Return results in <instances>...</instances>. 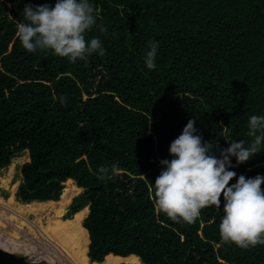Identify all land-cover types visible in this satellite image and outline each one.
Masks as SVG:
<instances>
[{
    "label": "trees",
    "instance_id": "obj_1",
    "mask_svg": "<svg viewBox=\"0 0 264 264\" xmlns=\"http://www.w3.org/2000/svg\"><path fill=\"white\" fill-rule=\"evenodd\" d=\"M92 2L97 24L86 39L98 37L104 53L72 64L28 53L16 36L26 4L55 0H0V170L30 154L17 193L19 160L8 166L10 196L0 201L14 208L5 205L8 217L59 204L46 245L16 228L7 237L35 264H86L87 255L93 264H264V245L221 240L220 209L175 222L156 207L153 186L189 119L216 155L231 139L251 141L249 117L264 115V0ZM150 40L160 45L153 70L143 64ZM113 164L100 179L98 167ZM233 170L264 175V153Z\"/></svg>",
    "mask_w": 264,
    "mask_h": 264
},
{
    "label": "clouds",
    "instance_id": "obj_2",
    "mask_svg": "<svg viewBox=\"0 0 264 264\" xmlns=\"http://www.w3.org/2000/svg\"><path fill=\"white\" fill-rule=\"evenodd\" d=\"M22 12L24 21L17 23L16 36L28 53L50 51L72 64L87 61L94 53H104L98 37L86 39L97 24L92 0H55L54 5L35 6L29 3ZM159 47L155 40L146 45L143 64L148 70L156 67ZM59 101L63 105L67 97L61 95ZM195 123V118L188 120L168 148L170 158L159 162L161 171L153 183L156 207L175 222L191 224L201 209L215 206L223 212L219 224L223 242L242 249L264 245V175L237 176L233 170L264 153V115L249 117L250 142L231 139L219 155L215 154L217 145L204 141ZM117 171L118 166L113 164L98 167L97 174L100 179H108Z\"/></svg>",
    "mask_w": 264,
    "mask_h": 264
},
{
    "label": "rangeland",
    "instance_id": "obj_3",
    "mask_svg": "<svg viewBox=\"0 0 264 264\" xmlns=\"http://www.w3.org/2000/svg\"><path fill=\"white\" fill-rule=\"evenodd\" d=\"M16 158L19 161H17V164L15 165V170L13 171V174L11 175V185L17 184L16 185L17 186L16 193H17L19 185H20L21 180H22L21 168L25 163L30 161V154L28 151H23L18 156L14 157L13 159H16ZM13 159H12L11 163L13 162ZM11 163L9 165H11ZM8 166L3 168L2 170H0V198L3 200H8V198L10 196V191L6 190L2 186V180L10 178V170L8 169ZM76 185L78 186L77 183H76ZM83 191H84V189L82 188L81 192L79 194H77L76 196H74L73 199L75 197L79 196L80 194H82ZM16 199H17V197H16ZM73 199H72L71 203L68 205V207L66 208V212H65L63 218L67 217V213L69 211L70 205L73 202ZM17 201H18V199H17ZM18 202L22 203L20 201H18ZM6 203L9 204V202H7V201L6 202L0 201V204L3 205V206H0L1 216H6V214L8 213L9 209L6 206H8L12 210L14 209ZM12 213H14V214L19 213V214H17L18 217H22V218L24 217L23 213L21 214L20 211H12ZM24 213H27V212H24ZM32 219H34L35 221H38V224H34ZM56 221H57V216H56L55 212L51 213V210H48V213L44 212L43 214H40L39 217H37V219H35V216H32V218L29 217V219L24 221L23 226L10 224L6 220H4L0 217V243L3 244V246L5 247L6 250L11 249V251H13V252H15V251L21 252L20 247L16 246V244H15V243H17V241L15 239L7 237L10 234L8 229L16 228L20 232L23 231L22 233L24 235L23 236L24 238H31V240H34L37 238V239H40V241H43V244L46 245L44 240H47L49 237H51L54 233H56V231L58 229ZM32 226H34V233H32L33 235H31L28 232L30 227H32ZM11 235H13V234H11ZM36 242L38 243V241H36ZM22 245L25 246V243L22 242ZM44 257H46L45 254H44ZM87 258H88V256H87ZM86 264H93V263L91 262L90 259H87Z\"/></svg>",
    "mask_w": 264,
    "mask_h": 264
},
{
    "label": "water",
    "instance_id": "obj_4",
    "mask_svg": "<svg viewBox=\"0 0 264 264\" xmlns=\"http://www.w3.org/2000/svg\"><path fill=\"white\" fill-rule=\"evenodd\" d=\"M0 264H35L32 258L22 252H13L0 247ZM41 264H49L42 261Z\"/></svg>",
    "mask_w": 264,
    "mask_h": 264
},
{
    "label": "bare ground",
    "instance_id": "obj_5",
    "mask_svg": "<svg viewBox=\"0 0 264 264\" xmlns=\"http://www.w3.org/2000/svg\"><path fill=\"white\" fill-rule=\"evenodd\" d=\"M57 205H59V204L58 203H50L48 205L40 206V207L36 208L35 211H32V212L30 211L26 215H23L24 216L23 218L18 217V216H11V217L1 216V214H0V217L2 219L6 220L10 224L23 226L24 221L29 219V217H31V218H32V216L36 217L38 214H41L43 211H45V212H48V210L52 211L54 209V207H56ZM88 258L90 259L89 256H88Z\"/></svg>",
    "mask_w": 264,
    "mask_h": 264
},
{
    "label": "flooded vegetation",
    "instance_id": "obj_6",
    "mask_svg": "<svg viewBox=\"0 0 264 264\" xmlns=\"http://www.w3.org/2000/svg\"><path fill=\"white\" fill-rule=\"evenodd\" d=\"M10 251V250H9Z\"/></svg>",
    "mask_w": 264,
    "mask_h": 264
}]
</instances>
